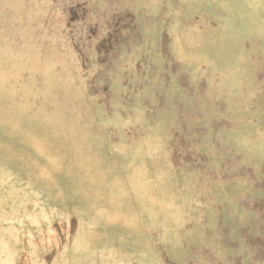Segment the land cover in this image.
Wrapping results in <instances>:
<instances>
[{"label":"rangeland","instance_id":"374dc122","mask_svg":"<svg viewBox=\"0 0 264 264\" xmlns=\"http://www.w3.org/2000/svg\"><path fill=\"white\" fill-rule=\"evenodd\" d=\"M0 264H264V0H0Z\"/></svg>","mask_w":264,"mask_h":264}]
</instances>
